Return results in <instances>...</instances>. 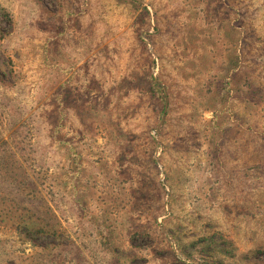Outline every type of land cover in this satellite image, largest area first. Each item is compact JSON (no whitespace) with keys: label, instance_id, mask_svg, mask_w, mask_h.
<instances>
[{"label":"rangeland","instance_id":"1","mask_svg":"<svg viewBox=\"0 0 264 264\" xmlns=\"http://www.w3.org/2000/svg\"><path fill=\"white\" fill-rule=\"evenodd\" d=\"M0 264H264V0H0Z\"/></svg>","mask_w":264,"mask_h":264},{"label":"trees","instance_id":"2","mask_svg":"<svg viewBox=\"0 0 264 264\" xmlns=\"http://www.w3.org/2000/svg\"><path fill=\"white\" fill-rule=\"evenodd\" d=\"M4 14L9 20H12L11 13L8 10H6ZM143 79H145V81L143 82L147 88L148 95L156 103L158 119L160 120L163 116L165 102L167 98L166 89H169L170 86L164 83L163 81L157 79L153 75L152 72L145 73L143 76ZM233 81H234V77L227 75L221 81L217 82V89L215 91L221 97L222 99L221 101H224L227 98L229 99L232 88H233ZM140 85H141V82H140ZM60 92H58L55 97V103L58 106L57 107V117L55 120L52 121L51 136L56 142L68 147L72 163L75 165L77 169L73 175V179L76 180V178L80 174V170L82 167V162H81L82 153L81 151L78 150V148L74 144H72V141L70 138H67L62 135V127L64 124L63 117L65 116V109H64L63 95ZM252 96L253 98L255 97L254 94H252ZM222 110L224 109H215V115L211 119L215 130L217 129L214 135V138L216 137L217 140H218L217 134H220L221 131H223V127L221 126V122L219 121L223 115ZM73 184L74 186H77L78 180L74 182ZM22 220H25V219H22ZM30 222L31 221L29 220L20 221V224L17 225V229L25 228L24 232H26V236L28 237L27 239L30 240L34 244H37L38 239L43 236H47V235L55 236L59 234L57 223H50L49 221H45V222L34 221L32 223ZM112 233H114V230H112V228H109V230L106 229V231L102 233L103 242L107 244V247L110 250L113 249V245H112L113 238L111 236ZM138 233L139 231H134L132 234V237L135 238L138 235ZM205 245L206 247H208L206 248L208 249L206 250L207 255L210 257H214V258H217L219 256L222 257L224 255L226 256L227 253H232L234 249H237L234 246L233 241L225 237H222L220 242L219 241H216L215 243L208 242ZM193 248H194V251H193L194 254H198L202 251L199 249L198 245H194ZM260 252H261V248L259 247L253 250L250 255L248 253H241V257L249 261L255 260L256 262H260V259L256 258V253L259 254Z\"/></svg>","mask_w":264,"mask_h":264},{"label":"water","instance_id":"3","mask_svg":"<svg viewBox=\"0 0 264 264\" xmlns=\"http://www.w3.org/2000/svg\"><path fill=\"white\" fill-rule=\"evenodd\" d=\"M167 106V105H166Z\"/></svg>","mask_w":264,"mask_h":264}]
</instances>
